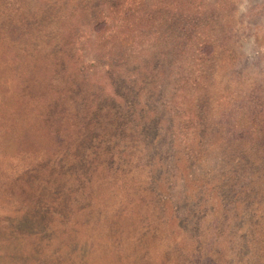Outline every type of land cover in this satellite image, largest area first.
I'll use <instances>...</instances> for the list:
<instances>
[{
	"label": "rangeland",
	"instance_id": "obj_1",
	"mask_svg": "<svg viewBox=\"0 0 264 264\" xmlns=\"http://www.w3.org/2000/svg\"><path fill=\"white\" fill-rule=\"evenodd\" d=\"M256 129L264 0H0V264H264Z\"/></svg>",
	"mask_w": 264,
	"mask_h": 264
},
{
	"label": "trees",
	"instance_id": "obj_2",
	"mask_svg": "<svg viewBox=\"0 0 264 264\" xmlns=\"http://www.w3.org/2000/svg\"><path fill=\"white\" fill-rule=\"evenodd\" d=\"M105 24L106 23L103 22L101 25H105ZM202 49L210 51L211 50V46L208 45V44H205V46H203ZM149 65H150V68H149ZM149 65H148V67H146L143 71H141L139 73L140 75H142V77H144L145 75L150 74L153 71L152 63H150ZM104 74L107 76L106 72ZM174 82H172V80L171 81H166L167 84H165L164 89L167 90L169 88L173 92L181 91L182 85H180L179 87H176L174 85ZM138 88L140 90L139 93H142L143 92V87L140 86ZM186 92L187 93H191L189 88L186 89ZM112 93H114V92H112ZM179 97H180V95H179ZM80 105H79V108L77 110V112H79L78 119H81V122H83L85 124L84 119L82 118V114L85 111H83V109H82L83 106L80 107ZM61 112L62 111H60V110H54V111L49 112L46 115L47 121L52 123V124H54V125H56L57 127H63L66 124V121H69V119H68V115L64 116ZM72 118H73V120H76L77 117L75 116V118L74 117H72ZM154 118H156V117H154ZM150 122H151V124H154V120H151ZM142 127H145V126L142 125ZM53 132H54L55 135H57V139L61 142V140L63 139V136L59 135V134H61L62 131L58 132V129H55ZM249 133H252V135H255V136H258V137H260V136L263 137V139L260 140L258 143H255V141H257L258 139L257 140H251V142L246 145L245 152L247 153V156L251 157L253 160L254 159H263L260 163H257L255 169L258 172H260L261 175L264 176V130L256 129V130H251L250 132H248V134ZM257 153H258L259 157L257 156Z\"/></svg>",
	"mask_w": 264,
	"mask_h": 264
}]
</instances>
